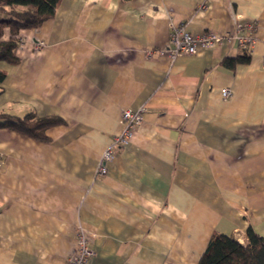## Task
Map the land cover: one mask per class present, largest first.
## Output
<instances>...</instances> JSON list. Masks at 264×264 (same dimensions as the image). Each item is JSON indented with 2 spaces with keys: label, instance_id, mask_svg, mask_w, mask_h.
<instances>
[{
  "label": "crops",
  "instance_id": "1",
  "mask_svg": "<svg viewBox=\"0 0 264 264\" xmlns=\"http://www.w3.org/2000/svg\"><path fill=\"white\" fill-rule=\"evenodd\" d=\"M249 21L248 63L223 67ZM171 23L231 38L171 59ZM17 38L0 115L62 123L38 140L0 118V264H64L77 226L89 264H197L213 233L264 239V0H60ZM128 109L142 123L99 176Z\"/></svg>",
  "mask_w": 264,
  "mask_h": 264
},
{
  "label": "trees",
  "instance_id": "2",
  "mask_svg": "<svg viewBox=\"0 0 264 264\" xmlns=\"http://www.w3.org/2000/svg\"><path fill=\"white\" fill-rule=\"evenodd\" d=\"M60 0H0V61L16 64L18 59L15 51L19 46L18 33L23 29H37L50 19ZM126 2L129 0H120ZM9 36L4 39V32ZM249 53L239 49L234 58H225L221 65L234 69L238 64L249 61ZM4 72H0V81ZM1 123L28 137L45 140V130L62 123L58 117H38L33 112L22 117L0 115ZM197 264H264V239L248 226L244 241L240 243L232 236L213 233Z\"/></svg>",
  "mask_w": 264,
  "mask_h": 264
},
{
  "label": "built area",
  "instance_id": "3",
  "mask_svg": "<svg viewBox=\"0 0 264 264\" xmlns=\"http://www.w3.org/2000/svg\"><path fill=\"white\" fill-rule=\"evenodd\" d=\"M245 32L242 35H236L235 38L239 45V49H244L250 52L254 42L255 22L249 21L239 25ZM231 37L216 34L206 31L200 34H191L185 31L181 26L170 24L169 45L166 49L171 59L181 56H192L200 50L209 49L221 44L225 39L230 40ZM45 46V43L39 40L36 47ZM224 98L230 95L227 89L221 92ZM143 109L132 111L124 110L120 115L121 131L116 135L111 145L103 152L98 164L97 175L104 176L107 173V164L112 160L113 155L120 149L127 146L133 136L134 130L142 123ZM95 238L81 226L75 227V242L73 248L69 251L64 264H89V261L94 256V251L91 248V242ZM237 241L242 243L240 237Z\"/></svg>",
  "mask_w": 264,
  "mask_h": 264
}]
</instances>
